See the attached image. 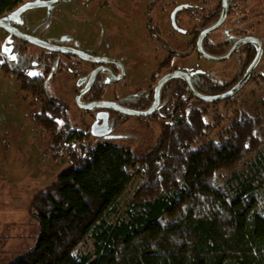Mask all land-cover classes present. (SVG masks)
<instances>
[{"label": "trees", "instance_id": "obj_1", "mask_svg": "<svg viewBox=\"0 0 264 264\" xmlns=\"http://www.w3.org/2000/svg\"><path fill=\"white\" fill-rule=\"evenodd\" d=\"M21 2L0 0V19ZM23 92L39 103L36 124L71 167L34 197L40 239L12 264H264L262 116L208 141V106L220 103L194 100L142 156L76 139L56 99ZM260 105L264 111V81ZM138 165L145 186L122 206Z\"/></svg>", "mask_w": 264, "mask_h": 264}, {"label": "flooded vegetation", "instance_id": "obj_2", "mask_svg": "<svg viewBox=\"0 0 264 264\" xmlns=\"http://www.w3.org/2000/svg\"><path fill=\"white\" fill-rule=\"evenodd\" d=\"M36 1L39 0H22L13 12ZM42 2H54L51 7L39 8L50 12L59 0ZM223 4L224 0H118L115 7L127 15L129 37V53L122 55L123 60L89 54L79 45H72L70 38L56 44L37 38L60 48L85 53L100 62L82 60L72 54L40 48L0 30V73L4 78H16L22 92L24 88L45 99L46 96L56 99L66 109V120L76 132V139L110 141L117 139L124 130L145 133L149 129L159 142L165 129L176 125L180 112L189 109L187 105L194 100L204 105L221 103L202 102L188 85L206 97L225 94L244 79L262 50L258 66L241 91L256 78L264 59V0H227L226 21L218 31L201 41L205 55L224 58L238 41L252 39L231 57L237 58V67L232 72H224L223 78L215 82L211 79V71L202 70L199 65L202 61L222 64L208 60L199 51L198 43L201 35L219 22ZM24 14L10 24L27 35L21 30ZM219 33L220 37L215 35ZM135 67L138 68V79L132 86L129 71ZM98 71L100 73L91 84L92 76ZM32 72L38 75H29ZM165 79L168 80L161 84ZM57 92L70 95L68 104L63 95L57 96ZM80 94L81 104L104 102L112 107L84 110L77 104ZM33 104L40 107L37 102L33 101ZM152 110L147 117L139 115ZM77 116H81L82 121H77ZM165 122L169 124L164 125ZM93 129L100 136H96ZM93 144L99 145L95 141Z\"/></svg>", "mask_w": 264, "mask_h": 264}, {"label": "rangeland", "instance_id": "obj_3", "mask_svg": "<svg viewBox=\"0 0 264 264\" xmlns=\"http://www.w3.org/2000/svg\"><path fill=\"white\" fill-rule=\"evenodd\" d=\"M117 1L59 0L50 12L35 9L25 13L21 30L51 44L63 43L70 38L72 45H79L89 54L123 60L122 55L129 53L127 15L116 9ZM215 35L220 37V33ZM199 65L202 70L211 71V79L218 82L224 72H232L237 67V58L222 64L202 61ZM137 69L129 71V77L133 78L132 86L138 79ZM263 81L264 59L254 82L233 100L208 106L211 113L207 120L211 128L204 139L218 141L233 122L243 118L254 120L262 116L264 121L260 105ZM61 95L57 92V96ZM26 97L16 78H4L0 73V264H12L37 248L40 225L32 212L33 199L48 190L71 167L67 155L54 151L51 136L36 124L34 116L39 112V106ZM62 97L66 103L70 99L68 94ZM76 119L82 121L81 116ZM167 124L169 122L164 123ZM128 132L131 131H121L114 140L94 141L115 147L128 146L142 156L153 153L158 143L155 133L153 137L149 129L145 133L141 130ZM85 141L87 144L94 143L89 138ZM248 159L252 162V157ZM136 170L139 175L134 177L130 189L122 198V206H127L145 186L139 165Z\"/></svg>", "mask_w": 264, "mask_h": 264}, {"label": "water", "instance_id": "obj_4", "mask_svg": "<svg viewBox=\"0 0 264 264\" xmlns=\"http://www.w3.org/2000/svg\"><path fill=\"white\" fill-rule=\"evenodd\" d=\"M54 2H42V1H36V2H31V3H27L24 6H22L20 9H18L17 11L6 15L4 17H2L0 19V30H3L7 33L10 34V36H14V37H18L20 39H22L25 42H28L30 44L36 45L40 48H44L47 49L49 51H53V52H58V53H68V54H72L74 56H77L78 58L82 59V60H88V61H95V62H100L99 59H95L93 57H90L89 55L76 51V50H70V49H65V48H60L51 44H48L46 42H43L37 38H33V37H29L27 35H24L22 33H20L18 30L14 29L11 26V22L15 19H17L18 17H20L23 13H26L29 10H34V9H39V8H45V7H51L53 5ZM227 14H228V6H227V0H224V4H223V12L221 15V18L219 20V22L212 27L210 30L204 32L199 40L198 43V47H199V51L210 61L216 62V63H223L225 61H228L231 59V57L236 53L237 50H239L241 47H243L246 44L251 43L253 40L252 39H244L241 41H238L233 49L230 51V53L228 54L227 57L224 58H214L211 56H207L202 52L201 49V41L204 37L211 35L213 33H215L216 31H218L221 26L224 24V22L226 21L227 18ZM262 57V50H260L259 52V56L255 59V61L253 62L252 66L250 67V69L248 70L246 76L244 77V79L235 87L233 88L231 91L219 95V96H214V97H209V96H202L200 94H198L192 86L188 85L190 91L192 92V94L199 100H201L202 102L205 103H218V102H223V101H227L231 98H233L234 96H236L246 85L250 74L254 71V69L258 66L259 61ZM92 59V60H91ZM104 61V60H103ZM100 71L96 72L92 78H91V84L94 81V79H96V75L99 74ZM168 79H165V81H162L161 84L165 83ZM160 87V85H159ZM82 97V94H80L77 98V104L80 108L84 109V110H89L92 108H111L112 105H109L107 103L104 102H100V103H93V104H88V105H84L81 104L80 98ZM151 113H153V110L149 113H141L139 114L140 116L144 117V116H149ZM94 130V129H93ZM94 134H96V136H100V134H97V132H95L94 130Z\"/></svg>", "mask_w": 264, "mask_h": 264}, {"label": "snow or ice", "instance_id": "obj_5", "mask_svg": "<svg viewBox=\"0 0 264 264\" xmlns=\"http://www.w3.org/2000/svg\"><path fill=\"white\" fill-rule=\"evenodd\" d=\"M13 59H15V57H13ZM0 62H2V61H0ZM29 75L36 76V75H38V73L32 72V73H29ZM58 123H63V122L62 121H58ZM246 147H247V145H246Z\"/></svg>", "mask_w": 264, "mask_h": 264}]
</instances>
